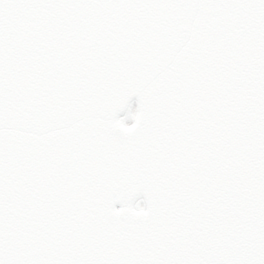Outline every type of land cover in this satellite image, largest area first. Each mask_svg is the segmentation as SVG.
I'll return each mask as SVG.
<instances>
[{
    "label": "snow or ice",
    "instance_id": "6c2138e0",
    "mask_svg": "<svg viewBox=\"0 0 264 264\" xmlns=\"http://www.w3.org/2000/svg\"><path fill=\"white\" fill-rule=\"evenodd\" d=\"M0 264H264V0H0Z\"/></svg>",
    "mask_w": 264,
    "mask_h": 264
}]
</instances>
